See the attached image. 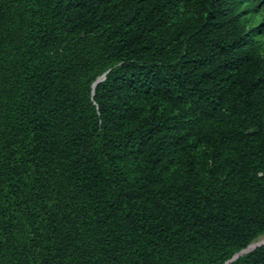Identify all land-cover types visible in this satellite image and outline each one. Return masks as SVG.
<instances>
[{
	"label": "trees",
	"instance_id": "trees-1",
	"mask_svg": "<svg viewBox=\"0 0 264 264\" xmlns=\"http://www.w3.org/2000/svg\"><path fill=\"white\" fill-rule=\"evenodd\" d=\"M262 237L264 0H0V264H225Z\"/></svg>",
	"mask_w": 264,
	"mask_h": 264
},
{
	"label": "water",
	"instance_id": "water-1",
	"mask_svg": "<svg viewBox=\"0 0 264 264\" xmlns=\"http://www.w3.org/2000/svg\"><path fill=\"white\" fill-rule=\"evenodd\" d=\"M105 74L106 73H103L100 77H98L92 84V88H94V86L99 82L101 81L102 79H104L105 77ZM264 244V237L255 241V242H252L251 244H249L246 248L242 249L241 251L237 252L232 258H230L229 260H227L225 262V264H228L230 263L231 261H233L234 259H236L238 256L242 255L243 253H246V252H249L253 249H255L256 247L258 246H261Z\"/></svg>",
	"mask_w": 264,
	"mask_h": 264
},
{
	"label": "rangeland",
	"instance_id": "rangeland-1",
	"mask_svg": "<svg viewBox=\"0 0 264 264\" xmlns=\"http://www.w3.org/2000/svg\"><path fill=\"white\" fill-rule=\"evenodd\" d=\"M263 238V237H262Z\"/></svg>",
	"mask_w": 264,
	"mask_h": 264
}]
</instances>
